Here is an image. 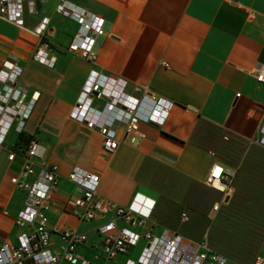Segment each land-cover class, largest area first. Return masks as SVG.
Here are the masks:
<instances>
[{
    "label": "crops",
    "instance_id": "0c3cea01",
    "mask_svg": "<svg viewBox=\"0 0 264 264\" xmlns=\"http://www.w3.org/2000/svg\"><path fill=\"white\" fill-rule=\"evenodd\" d=\"M61 1L37 0L33 10L26 9L23 27L0 17V70L4 62H16L24 104L34 102L23 134L40 146L36 163L55 166L59 175L48 213L54 244L63 226L87 232L90 248L103 222L63 213L65 201L80 195L68 179L78 168L100 176V195L120 206L137 195L149 207L155 201L157 231L205 243L227 264L264 258V147L257 143L264 84L256 80L264 66V0H64L106 21L95 63L69 51L79 26L56 12ZM44 18L50 19L45 39L53 67L34 59L42 42L34 30ZM92 71L126 80L131 96L147 87L170 100L168 120L163 126L141 124L135 143L125 140V122H116L110 137L118 149L107 154L98 131L69 117ZM94 107L102 109L104 102L95 100ZM21 145L12 130L0 147V247L17 245L28 231L15 223L27 194L11 183L24 164ZM214 165L235 172L228 198L207 184Z\"/></svg>",
    "mask_w": 264,
    "mask_h": 264
},
{
    "label": "built area",
    "instance_id": "2783aa9c",
    "mask_svg": "<svg viewBox=\"0 0 264 264\" xmlns=\"http://www.w3.org/2000/svg\"><path fill=\"white\" fill-rule=\"evenodd\" d=\"M36 2L0 0V17L23 27L26 9L33 10ZM56 12L79 26L69 51L95 63L99 55L97 38L103 34L106 21L64 0L57 5ZM49 23L50 19L44 18L34 30L42 39L34 59L53 67L55 59L49 54L51 44L45 39ZM21 74L22 69L11 61L4 62L0 70V147L12 130L23 134L33 110L34 102L24 104L26 95L19 80ZM256 80L264 84V66L257 69ZM127 83L126 80L109 78L92 71L69 115L88 129L98 131L103 137V150L109 155L115 154L119 145L110 137V130L116 122H125V140L135 143L141 124L163 126L174 107L173 102L155 97L147 87L138 97L127 94ZM95 100L104 102V107H94ZM257 143L264 147V122ZM39 147L36 140H31L26 148H20L24 164L20 177L13 178L11 183L27 194V201L15 218V223L28 231L18 236L17 245L4 243L0 247V264H96L89 260L93 254L96 260L103 258L105 264L118 258L119 264H227L225 257L209 250L205 243H187L182 236L169 230L156 234L157 224L153 219L155 201L149 207V200H141L137 195L129 206H120L100 195V176L78 168L72 170L68 179L78 187L80 195L65 201L63 213L84 223L103 222L95 228L97 239L90 248L87 232L63 226L57 231L60 242L54 244L48 213L55 206L59 175L55 166L36 163ZM15 156L16 152H12L9 160L12 161ZM234 176L233 170L214 165L207 184L228 198L232 195ZM30 177L34 178L28 181ZM218 209L219 205H216L214 210ZM118 221L126 226L120 227ZM143 241L145 245L137 260L130 257L125 260ZM86 246L90 250L81 253L80 248ZM100 249L102 253L97 254ZM254 264H264V258H258Z\"/></svg>",
    "mask_w": 264,
    "mask_h": 264
},
{
    "label": "rangeland",
    "instance_id": "374dc122",
    "mask_svg": "<svg viewBox=\"0 0 264 264\" xmlns=\"http://www.w3.org/2000/svg\"><path fill=\"white\" fill-rule=\"evenodd\" d=\"M222 206V208H224L225 207V205H221ZM161 232L162 231H157L156 232V234H158V235H160L161 234ZM100 239V238H99ZM209 244H210V246H212L211 245V239H210V236H209ZM188 243V242H187ZM144 245H145V242L143 241V242H140L139 243V245L135 248V250L132 252V254L130 255V256H126V258H125V260L127 259V258H132L133 260H137V258H138V256H139V254L141 253V251L143 250V248H144ZM220 246H222V244L220 245ZM224 246H233V245H230V243H229V241H224ZM102 253V250L100 249L98 252H97V254H101ZM89 260L90 261H92V262H94V263H96V264H105V261L103 260V258H101V259H99V260H96V258H95V255L93 254L92 256H90L89 257ZM108 264H119V258H118V260L117 261H110V262H108ZM229 264H232V263H229Z\"/></svg>",
    "mask_w": 264,
    "mask_h": 264
},
{
    "label": "trees",
    "instance_id": "16d2710c",
    "mask_svg": "<svg viewBox=\"0 0 264 264\" xmlns=\"http://www.w3.org/2000/svg\"><path fill=\"white\" fill-rule=\"evenodd\" d=\"M23 141H26V142H23ZM20 142L23 144L19 146L20 148H26L29 144V141H27V138L24 136V134L20 135Z\"/></svg>",
    "mask_w": 264,
    "mask_h": 264
},
{
    "label": "snow or ice",
    "instance_id": "6c2138e0",
    "mask_svg": "<svg viewBox=\"0 0 264 264\" xmlns=\"http://www.w3.org/2000/svg\"><path fill=\"white\" fill-rule=\"evenodd\" d=\"M219 171V169L217 170V172Z\"/></svg>",
    "mask_w": 264,
    "mask_h": 264
}]
</instances>
